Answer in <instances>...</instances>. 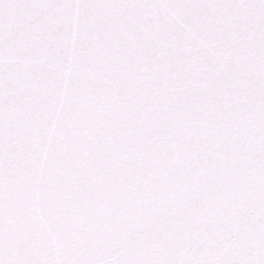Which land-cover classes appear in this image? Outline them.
Instances as JSON below:
<instances>
[{
	"label": "snow or ice",
	"instance_id": "snow-or-ice-1",
	"mask_svg": "<svg viewBox=\"0 0 264 264\" xmlns=\"http://www.w3.org/2000/svg\"><path fill=\"white\" fill-rule=\"evenodd\" d=\"M0 264H264V0H0Z\"/></svg>",
	"mask_w": 264,
	"mask_h": 264
}]
</instances>
